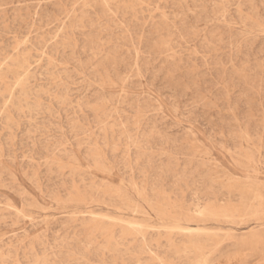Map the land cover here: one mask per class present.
<instances>
[{"label":"rangeland","instance_id":"obj_1","mask_svg":"<svg viewBox=\"0 0 264 264\" xmlns=\"http://www.w3.org/2000/svg\"><path fill=\"white\" fill-rule=\"evenodd\" d=\"M0 68V264H264V0H0Z\"/></svg>","mask_w":264,"mask_h":264},{"label":"bare ground","instance_id":"obj_2","mask_svg":"<svg viewBox=\"0 0 264 264\" xmlns=\"http://www.w3.org/2000/svg\"><path fill=\"white\" fill-rule=\"evenodd\" d=\"M100 1L102 2V0H100ZM106 1H107V0H106ZM108 1H109V0H108ZM96 2H97V0H96ZM103 2H105V1H103ZM137 2H138V1H137ZM82 3H84V2H82ZM128 3H129V2H128ZM130 3H132V2H130ZM134 3H135V2H134ZM134 3H132V4L134 5ZM84 4H85V3H84ZM112 4H113V3H112ZM122 4H123V3H122ZM92 5H93V4H92ZM101 5H102V4H101ZM104 5H105V3H104ZM107 5H108V4H107ZM123 5H124V4H123ZM129 5H130V4H129ZM130 6H131V5H130ZM108 7H109V6H108ZM124 7H125V5H124ZM126 7H127V5H126ZM100 8H101V7H100ZM105 9L108 10L106 7H105ZM77 21H78V20H77ZM74 22H75V20H74ZM72 26H73V25H72ZM17 45H18V44H17ZM17 48H18V47H17ZM22 59H23V58H22ZM27 60H28V59H27ZM23 62H26V61L24 60ZM17 63H19L18 60H17ZM17 63H16L15 65H18ZM26 63L28 64V62H26ZM9 64H10V63H9ZM12 64H13V63H12ZM6 66H7V65H6ZM18 66H19V65H18ZM26 66H27V65H26ZM22 67H23V72L25 73V72L27 71V68L24 67V66H22ZM4 68H5V67H4ZM6 68H7V67H6ZM17 68H19V67H17ZM20 68H21V67H20ZM20 68L17 69V70L14 69L13 71H15V70L18 71V70H20ZM28 68H29V67H28ZM0 69H1V68H0ZM10 69H11V68H10ZM7 70H8V69H7ZM11 71H12V69L10 70V72H11ZM16 71H15V73H17ZM11 73H13V72H11ZM11 73H10V74H11ZM16 75H17V74H16ZM24 76H25V75H24ZM26 76H27V75H26ZM23 78H24V77H23ZM20 81H21V80H20ZM20 81H19V82H20ZM2 82H3V80H2ZM15 82H16V81H15ZM19 82L17 81L16 83H19ZM22 84H23V83H22ZM20 85H21V84H20ZM16 87H17V86H16ZM9 90H10V89H9ZM6 91H7V90H6ZM10 91H11V90H10ZM7 93H8V91H7ZM9 97H10V96H9ZM104 189H105V188H104ZM243 191H245V190H243ZM247 192H248V191H247ZM107 194H108V193H107ZM107 194H106V195H107ZM242 195H243V194H242ZM255 211H256V210H255ZM253 213H254V212H253ZM255 213H256V212H255ZM162 214L165 215V211H162ZM245 214H246V213H245ZM177 215H178V214H177ZM217 215H222L223 217H227L229 214L221 213L220 211H218V212H217ZM167 216H169V215H167ZM187 216H189V215H187ZM229 216H230V215H229ZM229 216H228V217H229ZM189 217H190V216H189ZM211 217H212V216H211ZM169 218H171L173 222H176V221L178 220V218H177V217H174V216H173V217H170V216H169ZM213 218H214V217H213ZM253 218H254V217H253ZM91 227H92V226H91ZM95 227H96V228H99L100 226L97 225V226H95ZM131 227H133V226H131ZM131 227H130V228H131ZM131 229H132V228H131ZM133 229H134V227H133ZM97 231H98V230H97ZM184 232H186V231H184ZM191 232H192V231H191ZM108 233H110V232H108ZM193 239H196V238H195L194 236H189V237H188V240H189L188 243H189L190 246H192V247L194 246V248H195L197 254L200 255V254L202 253V250L204 249V246H203L202 244H200L198 241H195V240H193ZM200 256H201V255H200ZM201 257H202V256H201Z\"/></svg>","mask_w":264,"mask_h":264}]
</instances>
